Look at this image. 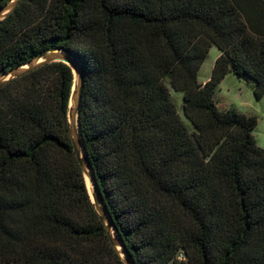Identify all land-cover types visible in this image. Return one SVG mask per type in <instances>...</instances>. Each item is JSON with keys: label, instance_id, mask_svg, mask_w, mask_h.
<instances>
[{"label": "trees", "instance_id": "1", "mask_svg": "<svg viewBox=\"0 0 264 264\" xmlns=\"http://www.w3.org/2000/svg\"><path fill=\"white\" fill-rule=\"evenodd\" d=\"M51 51L80 66L83 149L135 264H264L257 119L215 99L229 73L264 96V0L21 1L0 75ZM73 85L54 62L0 86V264H122L71 143Z\"/></svg>", "mask_w": 264, "mask_h": 264}, {"label": "water", "instance_id": "2", "mask_svg": "<svg viewBox=\"0 0 264 264\" xmlns=\"http://www.w3.org/2000/svg\"><path fill=\"white\" fill-rule=\"evenodd\" d=\"M21 1L23 0H10L0 10V25L9 15L13 13V11L21 3ZM54 62H63L69 65L74 73V85L71 93L67 117L68 131L71 143L73 145L75 156L87 181L94 209L105 227L112 247L120 256L122 264H135L134 260L126 249L123 240L119 236L118 231L116 230L113 224L112 218L110 217L105 205L103 204L101 193L96 183L94 171L87 157L85 156L78 125L79 99L82 87V73L80 70V66L78 65L76 60L73 59L65 51H51L44 53L23 66L17 67L13 70L1 74L0 86L10 82L11 80L22 77L46 64Z\"/></svg>", "mask_w": 264, "mask_h": 264}, {"label": "rangeland", "instance_id": "3", "mask_svg": "<svg viewBox=\"0 0 264 264\" xmlns=\"http://www.w3.org/2000/svg\"><path fill=\"white\" fill-rule=\"evenodd\" d=\"M220 52L216 47H212L202 64L199 73V83H204L210 79L214 63ZM255 83L246 79L238 78L229 73L217 86L215 99L221 111L234 109L238 113L246 116H254L257 119V126L253 130V136L258 147L264 149V96L257 99L254 96ZM172 99L182 114L183 94L171 90ZM191 127L190 122L185 121Z\"/></svg>", "mask_w": 264, "mask_h": 264}, {"label": "crops", "instance_id": "4", "mask_svg": "<svg viewBox=\"0 0 264 264\" xmlns=\"http://www.w3.org/2000/svg\"><path fill=\"white\" fill-rule=\"evenodd\" d=\"M208 80H209V79H208ZM208 80H207V81H208ZM207 81H206V82H207ZM206 82H204V83H202V84H205Z\"/></svg>", "mask_w": 264, "mask_h": 264}, {"label": "bare ground", "instance_id": "5", "mask_svg": "<svg viewBox=\"0 0 264 264\" xmlns=\"http://www.w3.org/2000/svg\"><path fill=\"white\" fill-rule=\"evenodd\" d=\"M89 183V182H88Z\"/></svg>", "mask_w": 264, "mask_h": 264}]
</instances>
